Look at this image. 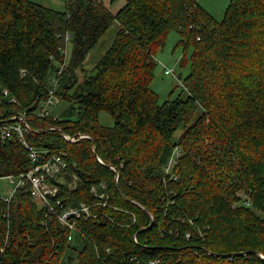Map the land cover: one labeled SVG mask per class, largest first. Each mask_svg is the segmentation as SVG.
Here are the masks:
<instances>
[{"label":"trees","instance_id":"trees-1","mask_svg":"<svg viewBox=\"0 0 264 264\" xmlns=\"http://www.w3.org/2000/svg\"><path fill=\"white\" fill-rule=\"evenodd\" d=\"M125 2L111 14L99 0H70L57 12L0 0V128L26 111L31 146L68 155L70 175L55 206L103 203L90 192L106 185L99 194L111 197L99 218L77 222L86 238L78 264H264V0L230 1L221 22L201 0ZM114 22L113 47L80 82L78 71ZM173 31L178 47L193 54L183 80L188 97L160 105L152 90L156 55ZM66 36L71 61L58 77ZM54 79L68 108L61 118H39ZM102 112L113 127L100 124ZM50 127L90 138L72 144ZM22 145L15 137L0 142V175L31 170ZM175 147L183 154L171 175L166 164ZM97 155L118 169V183ZM47 212L29 185L11 206L0 199L3 264L62 263L69 230Z\"/></svg>","mask_w":264,"mask_h":264},{"label":"built area","instance_id":"built-area-1","mask_svg":"<svg viewBox=\"0 0 264 264\" xmlns=\"http://www.w3.org/2000/svg\"><path fill=\"white\" fill-rule=\"evenodd\" d=\"M70 1V0H66ZM71 37L66 36L65 42H66V48L63 50L64 58L66 59V62L62 65L61 69L59 70L58 77L62 75L64 65L69 62V48L71 46L70 44ZM173 70H167L165 72V76H169ZM22 74L26 75V71L22 70ZM53 87L49 90V96L47 100L53 99L58 96V81L53 80ZM4 97L10 100V102L17 104L18 102L16 99L10 95L9 90H6L4 92ZM59 97V96H58ZM60 98V97H59ZM47 100L45 102H47ZM59 102V101H58ZM41 105V104H40ZM40 118L44 119L47 117H43L40 115ZM49 116V115H48ZM29 115L26 111H20L17 112L15 115H13L12 118H10L9 121H6L2 124V128H0V142L4 143L7 142V140L12 139L15 137V139L20 143L23 144L22 146L29 151V154L31 156L30 163H31V170L27 173H23L20 176L17 175H8L4 177L3 175H0L1 179L10 180L11 185L15 186L13 189H9L8 195L9 199L0 197L1 200H3L5 203H7L9 206H11L12 201L15 200L16 195L22 188H25L29 185V191L31 194V197H33V202L36 206H41V209H45L48 212L46 213L47 218L51 220L52 216H55L59 223L63 225V227L68 228L71 232H75L78 226V221L80 219H84L86 221H92L97 220L99 218V214H97V210H100L99 208L104 207L107 205V201L111 197L108 193L105 194H99V191L105 190L106 186L101 185V190L98 187V191H94V186L91 189V193L94 194L96 197H100L101 201H105L103 203L97 202L93 204L92 206L86 205V203H81L78 208H72L75 209L74 211L70 212L67 208L62 204V202L57 201L56 206L59 205L61 207V213L56 209L55 204L52 203L53 199L57 198V195L60 193L59 186L66 184L67 182V176L70 175V164L67 160L68 155L66 153H62L61 155L57 154H48L47 152L43 150H39L37 148H33L31 144L28 141V136H31L33 134V130L30 129V125L28 122ZM48 131H57L61 133V136L72 144H76L79 140H87L90 138V136H84L82 134H79L75 137H71L70 135L64 133L62 129H57L56 127H50ZM47 131V132H48ZM95 149V147H94ZM175 154H173L172 159L169 163L168 168H166L167 174L170 172L172 175V170L174 167H177L179 158L182 156L183 151L180 148H176ZM97 160L99 164L102 166L106 165L110 167L113 172L116 174V181L119 182V175L117 172V168L113 167L111 164L107 165L101 158H99V155H97ZM73 178V175H72ZM153 219V216H151ZM9 229L6 234V246L8 242H10V238L12 235V223H9ZM70 242L74 239L73 235L70 233L68 235ZM5 249L1 248L0 250V264L2 263V255H4ZM150 264H156L155 262H152Z\"/></svg>","mask_w":264,"mask_h":264},{"label":"rangeland","instance_id":"rangeland-1","mask_svg":"<svg viewBox=\"0 0 264 264\" xmlns=\"http://www.w3.org/2000/svg\"><path fill=\"white\" fill-rule=\"evenodd\" d=\"M30 2L36 3L41 6H46L47 8H51L53 11H65L67 4L66 0H29ZM98 1V0H96ZM105 3V7L111 14H116L120 9L124 7L126 4L125 0H99ZM230 1L232 0H201L200 4L203 8L212 14V16L217 19V21L221 22L226 15V9L228 8ZM110 31L106 33L99 41V46L94 48L88 56V60H86L83 69L78 71L79 81L83 82L87 76V74L92 73L95 67L102 59L103 55L106 53L108 49L113 47V42L117 36V32H119V25L117 22H114L109 29ZM181 37L180 35L173 31L169 34L167 45H165L164 49H161L157 53V72L155 73V81L152 86V90L158 94L160 97L159 104L163 105L164 103L169 102L172 99L180 98L184 96L188 97L187 91L184 90V82L183 80L187 78L192 71L191 68V60L193 58V54L191 49L187 52L184 51L183 47H178L180 44ZM72 45L69 48V59L71 58ZM71 59L69 60V62ZM69 62H67L69 64ZM173 70L169 76H165V72L167 70ZM59 101V102H58ZM18 104V103H17ZM68 102L62 100L58 96L53 99L47 100V102L39 105L36 111V115L38 113L43 117H54V119L61 118L63 112L68 108ZM49 115V116H48ZM40 118V116L38 115ZM45 119V118H44ZM100 124L103 126H114V121L109 113L102 112L100 116ZM183 130H179L175 134V141L182 139ZM174 148L172 155L170 156L167 166L172 159L173 154H175ZM74 185L77 184V177L73 175ZM106 186V185H105ZM15 186L11 185L10 180L1 179L0 180V197L9 199L8 191L9 189H13ZM99 186H94V191H98ZM100 190L102 187H99ZM92 189V188H91ZM91 193V192H90ZM94 195V194H93ZM38 208L41 209V206L38 205ZM68 211L72 212L75 209L72 207H65ZM58 220V219H57ZM59 222V221H58ZM60 224V223H59ZM63 227V225L61 224ZM78 227V226H77ZM64 228V227H63ZM68 229V228H67ZM69 230V229H68ZM72 234L74 237V241L71 240L70 245L66 249V253L63 256L61 264H78L79 254L82 252V249L85 246V237L80 234L78 228L75 232H71L69 230V234Z\"/></svg>","mask_w":264,"mask_h":264}]
</instances>
